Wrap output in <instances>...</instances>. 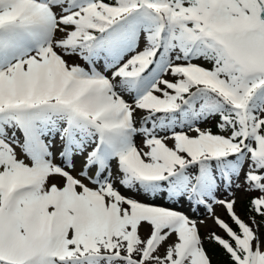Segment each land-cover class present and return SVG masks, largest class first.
Listing matches in <instances>:
<instances>
[{
	"label": "snow or ice",
	"instance_id": "snow-or-ice-1",
	"mask_svg": "<svg viewBox=\"0 0 264 264\" xmlns=\"http://www.w3.org/2000/svg\"><path fill=\"white\" fill-rule=\"evenodd\" d=\"M201 208L264 264V0H0V264H212Z\"/></svg>",
	"mask_w": 264,
	"mask_h": 264
},
{
	"label": "rangeland",
	"instance_id": "rangeland-1",
	"mask_svg": "<svg viewBox=\"0 0 264 264\" xmlns=\"http://www.w3.org/2000/svg\"><path fill=\"white\" fill-rule=\"evenodd\" d=\"M204 126L211 127L212 124L209 123L207 125H202V127ZM213 130L215 131V129ZM137 143L138 144L140 143L139 138H137ZM57 146L59 145L57 144ZM75 163L77 168H79L81 165V158L76 159ZM258 194L259 193L257 192H245L243 191V189L236 192L237 202L235 205V210L245 221L250 222L249 215L252 214L248 212V209L246 208L247 200L251 199V197L256 196ZM225 195L226 194L223 192V190H221L218 193V196H220L221 198H223ZM186 206L187 205H185V207ZM215 212L222 219H225L233 228L236 227V225L233 224L232 221L229 219L228 214L226 213L225 209L222 206L216 205ZM189 215H191L194 219H197L198 221L199 220L204 221L203 224L199 225L200 235L204 241L205 248L207 249V251L211 256L212 264H226V263H221L224 262L225 256L219 253V249L213 245L214 241L209 240L208 236L210 235V233L215 232L216 234L222 236L223 238L228 239L227 233L214 222V220L208 215V213L203 208L199 209V211L196 213L189 212ZM256 221L260 225L259 228L260 233L264 234V222H262L264 221V218L260 216H256Z\"/></svg>",
	"mask_w": 264,
	"mask_h": 264
},
{
	"label": "trees",
	"instance_id": "trees-1",
	"mask_svg": "<svg viewBox=\"0 0 264 264\" xmlns=\"http://www.w3.org/2000/svg\"><path fill=\"white\" fill-rule=\"evenodd\" d=\"M250 200V199H249ZM249 200H247V204H246V208L248 209V212H249ZM214 246H216L218 249H219V253H221L222 255H224L225 259H224V262H221V263H226V264H230L229 262V258L227 256V254L225 253V251L223 250V248L221 246H219L216 242H214L213 244Z\"/></svg>",
	"mask_w": 264,
	"mask_h": 264
}]
</instances>
